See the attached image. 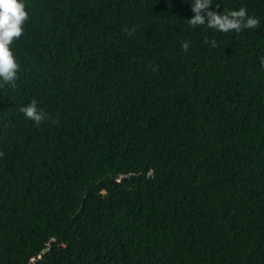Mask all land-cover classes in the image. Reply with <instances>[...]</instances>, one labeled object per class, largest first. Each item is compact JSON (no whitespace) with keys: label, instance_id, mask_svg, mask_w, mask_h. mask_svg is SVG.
<instances>
[{"label":"trees","instance_id":"trees-1","mask_svg":"<svg viewBox=\"0 0 264 264\" xmlns=\"http://www.w3.org/2000/svg\"><path fill=\"white\" fill-rule=\"evenodd\" d=\"M189 2L25 0L0 264H264V0H212L260 20L240 33Z\"/></svg>","mask_w":264,"mask_h":264},{"label":"clouds","instance_id":"clouds-1","mask_svg":"<svg viewBox=\"0 0 264 264\" xmlns=\"http://www.w3.org/2000/svg\"><path fill=\"white\" fill-rule=\"evenodd\" d=\"M193 17L188 20L191 27H203L215 30L219 33L236 32L256 29L260 20L249 15L246 7L235 10L217 13L213 9L212 0H190ZM29 20V13L26 10L25 0H0V85L15 87L18 79L19 63L12 50L14 41H18L24 34V29ZM215 48V40H205ZM182 48L185 52L189 50V43L184 42ZM264 65V59L261 60ZM19 112L24 118L33 122L36 126L41 125L48 117L38 107L37 101L32 100L26 105L19 107Z\"/></svg>","mask_w":264,"mask_h":264}]
</instances>
